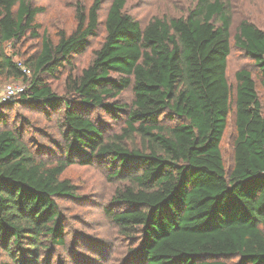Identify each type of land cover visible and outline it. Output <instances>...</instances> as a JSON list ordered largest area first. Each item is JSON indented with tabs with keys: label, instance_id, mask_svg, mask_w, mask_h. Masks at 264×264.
I'll return each mask as SVG.
<instances>
[{
	"label": "trees",
	"instance_id": "obj_1",
	"mask_svg": "<svg viewBox=\"0 0 264 264\" xmlns=\"http://www.w3.org/2000/svg\"><path fill=\"white\" fill-rule=\"evenodd\" d=\"M114 0L104 23L102 2L76 10V27L58 41L41 35L45 10L34 0H0V79L26 89L0 103V264H41L66 245L60 201L75 199L63 178L72 166L100 161L125 182L110 218L133 242L130 264H264V114L251 71L227 79L232 16L223 0H198L180 18L145 27ZM104 24L91 63L74 74ZM40 40L22 63L9 56ZM236 45L258 68L264 88V31L243 21ZM23 68L30 70L27 76ZM64 75L65 95L51 85ZM132 90L131 106L119 97ZM11 105L58 113L64 159L44 158L22 128L7 122ZM123 119L120 133L107 120ZM235 115L233 166L222 141ZM27 121L26 118H23Z\"/></svg>",
	"mask_w": 264,
	"mask_h": 264
},
{
	"label": "rangeland",
	"instance_id": "obj_2",
	"mask_svg": "<svg viewBox=\"0 0 264 264\" xmlns=\"http://www.w3.org/2000/svg\"><path fill=\"white\" fill-rule=\"evenodd\" d=\"M96 0H34V4L44 8L38 22L41 25V35L58 41L61 31L71 32L76 27L77 6L89 8ZM114 0H101V22L107 16ZM198 0H126V13L145 27L154 18H180L186 16L193 9ZM232 16L230 30L231 55L228 59L227 79L230 86L236 87V73L242 69L252 72L256 82L257 92L262 103L264 114V88L255 63L247 58L246 54L236 45L235 36L243 21L255 23L264 31V0H223ZM106 36L104 24L100 27L98 37L94 38L90 49L74 57V74H80L93 60L95 51L101 46ZM40 40L23 41L17 49L8 48L9 56L15 57L16 62L22 63L23 57L33 54L39 47ZM64 75L59 81H52L51 85L59 95H65ZM25 86L22 80L0 79V98L4 97L7 85ZM1 100V99H0ZM119 100L127 107L134 100L132 90L125 91ZM12 101V100H9ZM7 122L22 128L26 138L35 145L41 146V155L49 161L56 163L64 159L65 141L63 128L58 113H44L23 106H13L5 111ZM107 120L108 132L117 134L121 132L124 121L121 117L113 122L97 112L92 117ZM26 118L27 121H24ZM105 120V121H106ZM235 115L231 112L229 125L222 141L223 159L227 171L230 172L234 158ZM113 168L100 161L91 166L76 164L70 167L63 178L69 179L76 187L75 199L61 200V213L66 226V245L56 247L54 252L41 258V264H130L133 242L122 235L115 226L108 209H111L113 195L118 188L125 185L119 179H113Z\"/></svg>",
	"mask_w": 264,
	"mask_h": 264
},
{
	"label": "built area",
	"instance_id": "obj_3",
	"mask_svg": "<svg viewBox=\"0 0 264 264\" xmlns=\"http://www.w3.org/2000/svg\"><path fill=\"white\" fill-rule=\"evenodd\" d=\"M23 72L29 76L31 74L30 70L23 68ZM25 86H17L14 84L7 85L4 89V97L0 98V103L15 99L18 97L22 92H24Z\"/></svg>",
	"mask_w": 264,
	"mask_h": 264
}]
</instances>
